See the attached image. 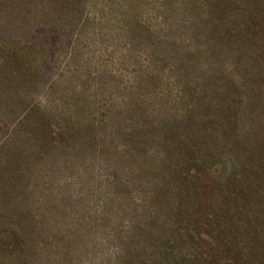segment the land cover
I'll return each instance as SVG.
<instances>
[{"label": "rangeland", "instance_id": "374dc122", "mask_svg": "<svg viewBox=\"0 0 264 264\" xmlns=\"http://www.w3.org/2000/svg\"><path fill=\"white\" fill-rule=\"evenodd\" d=\"M186 1L209 8L0 0V222L15 221L5 224L13 233L33 223L30 264H61L67 252L70 264H264V0L246 5L262 36L239 45L249 63L200 57L202 79L190 76L196 108L182 101L183 79L169 76L175 66L153 70L166 50L153 52L145 38L147 28L176 38L183 53L198 47ZM137 15L142 34L132 38ZM205 76L215 82L207 95ZM187 109L201 120L188 126L218 148L205 152L222 160L221 176L201 161L193 173L182 168L191 160L182 142L193 144L182 137ZM12 249L0 241L18 264Z\"/></svg>", "mask_w": 264, "mask_h": 264}, {"label": "trees", "instance_id": "16d2710c", "mask_svg": "<svg viewBox=\"0 0 264 264\" xmlns=\"http://www.w3.org/2000/svg\"><path fill=\"white\" fill-rule=\"evenodd\" d=\"M213 1L214 0L209 1L208 9L205 8L204 4H200L199 1L191 3L189 1H186L187 5L188 2L191 4L192 12H190L189 10V16L184 20V25L187 28V33L192 35L194 39L197 38L199 40L198 47H188L187 50H185L187 55L185 54V52L183 53L179 48L176 38L172 37L170 39L171 41L164 40L162 38H157L159 37V35H157L155 31L149 30L147 28L145 30V34L147 33L145 38L149 40L147 42L148 49L152 50L153 52H155V50H166L164 51V54L161 53L163 55V58L161 59L160 66L154 68L153 70L167 72L168 69H170V66H175L176 71H174L172 68V70H170L171 75L169 76L177 77L180 80L183 79V87L185 89L181 90V92L184 93L182 96V101H185V105L190 107L194 106V108L200 106L199 104L202 102V100L197 97L198 92L193 90V86H195L193 82L194 77L191 78L190 76H196L197 73L205 72L204 69H202L204 68L202 65L206 63L203 62L200 57L206 59L205 61L207 62H210L211 59L216 58L220 63L225 60V57H237V60L243 62L244 64H247L249 63V57H246L244 55L246 53L240 50L241 46L239 45H245L249 40H251L249 42L255 40V42L257 43L262 37L260 34L257 33L256 35V33L254 32V28L258 26L257 20L259 19V14L256 12V9L251 12L246 7L247 3L252 2V0H223V3L218 2L220 0L214 2ZM174 15V17L179 16V14L176 13ZM138 17L139 16L137 15L133 19H129L127 25L128 30H126V32L132 38H135L136 36L139 37V35L142 34V30L140 29V25L138 24ZM177 17L176 20L172 21L173 23L171 22V25L173 27L177 25ZM151 31L155 33L157 37H155V35ZM151 36H153L154 38L152 39ZM155 39H157V41H155ZM203 45H205V47H202ZM133 51L136 50L133 49ZM0 53H2L1 49ZM5 53L6 52H4L3 54ZM13 55L17 54L15 53ZM13 55L9 54V57ZM138 57H140V51L137 47L135 58L137 59ZM148 60L152 62L151 59L148 58ZM13 61L19 62L20 60L16 59ZM200 76L201 75H198L194 79H202L200 78ZM204 81H207L206 84L202 85L204 91H207L205 94H211V92H209L208 90L213 89V87L215 86V82H211L208 76H205ZM189 95L190 97L188 98ZM187 111L188 115H183V119L185 120V122L187 121V127H185V129H183L184 126L182 127V137H185L184 140L192 142L193 144L189 147L182 142V153L191 159L182 164V168H184L186 172L193 173L194 169L198 168L201 161V165L205 167L206 173L212 176H221L222 174H224V170L222 168V160H219L216 156L210 159V157H208L205 152V145L208 146L210 150L214 149L215 151H217L218 148H213L210 143L203 142L204 138L202 137V133H199L197 131V128L194 127V122L196 124L198 122H201V120L198 119V112H190L189 109H187ZM145 113L147 112L145 111ZM149 118V116L144 117L146 121ZM202 120L206 119L202 118ZM145 124L146 123H143L142 121V127L144 128V131L147 129V126ZM188 125L194 126L189 127ZM215 133L216 132L214 130L213 134ZM59 134H61V130L59 129L53 132V136H57ZM227 169L228 167H226V170ZM188 185L191 184L188 183ZM7 222L10 224V227H13L15 223V221L11 219L0 222V241H4L6 246L13 248L12 253H14V255L17 256V258L21 261L18 264H30L31 259L35 260V254L37 251L35 239L33 238L34 236H31V233L29 232L30 227L31 225H33V223L22 222L18 224L17 232L13 233L6 230L5 224L7 225ZM46 227H48V225ZM3 231H5V233ZM41 241L46 245L48 244L45 239H41ZM12 255L13 254L9 256L11 259H13ZM57 256L58 254L56 255V257ZM67 256L68 257H64V260H62L61 264L72 263L70 260L73 261L74 258H72L68 254V252ZM61 257L62 255L60 253V259ZM10 258H4L0 253V264H16L11 262L9 260Z\"/></svg>", "mask_w": 264, "mask_h": 264}]
</instances>
